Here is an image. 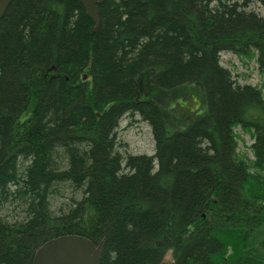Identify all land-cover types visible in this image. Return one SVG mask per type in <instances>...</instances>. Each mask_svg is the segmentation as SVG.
Instances as JSON below:
<instances>
[{
  "label": "trees",
  "instance_id": "16d2710c",
  "mask_svg": "<svg viewBox=\"0 0 264 264\" xmlns=\"http://www.w3.org/2000/svg\"><path fill=\"white\" fill-rule=\"evenodd\" d=\"M99 14L95 29L80 0H12L0 19V264L66 235L101 245L100 264H264V95L221 64L251 56L264 74V0H105ZM128 115L154 155L118 153Z\"/></svg>",
  "mask_w": 264,
  "mask_h": 264
},
{
  "label": "rangeland",
  "instance_id": "374dc122",
  "mask_svg": "<svg viewBox=\"0 0 264 264\" xmlns=\"http://www.w3.org/2000/svg\"><path fill=\"white\" fill-rule=\"evenodd\" d=\"M250 8L263 14L258 4H252ZM221 64L232 72L234 80L239 84L259 87L264 95V74L259 71L256 58L251 56L244 58L230 52H223L221 54ZM40 74L38 82L42 84L45 80L43 74L48 76V73ZM196 94L197 93L194 91L193 98L186 97L185 101L182 102V107L185 111L195 110L198 103H201V100ZM174 113L173 115L175 116L176 114ZM171 118L174 117L171 115ZM235 133L238 136V155L249 161L254 160L251 150L253 144L251 136L245 133L241 128H237ZM117 151L122 157H127L129 155H154L155 142L150 125L141 120L139 116H125L117 131ZM65 195L67 196L66 199L80 196L72 193L71 189L65 192ZM60 202L62 201H58V205H60ZM53 209L55 211L56 204ZM165 260H168V263L171 264L170 253L167 254Z\"/></svg>",
  "mask_w": 264,
  "mask_h": 264
},
{
  "label": "water",
  "instance_id": "95a60500",
  "mask_svg": "<svg viewBox=\"0 0 264 264\" xmlns=\"http://www.w3.org/2000/svg\"><path fill=\"white\" fill-rule=\"evenodd\" d=\"M105 0H80L87 16L100 26L99 6ZM129 2L132 0H121ZM12 0H0V19L5 15ZM101 245L78 235H66L47 241L35 253L33 264H100ZM162 264H169L165 260Z\"/></svg>",
  "mask_w": 264,
  "mask_h": 264
}]
</instances>
